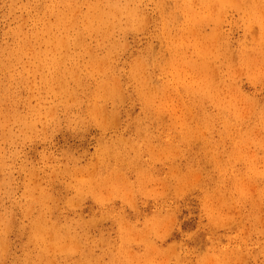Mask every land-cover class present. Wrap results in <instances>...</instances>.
<instances>
[{
  "label": "rangeland",
  "instance_id": "obj_1",
  "mask_svg": "<svg viewBox=\"0 0 264 264\" xmlns=\"http://www.w3.org/2000/svg\"><path fill=\"white\" fill-rule=\"evenodd\" d=\"M0 264H264V0H0Z\"/></svg>",
  "mask_w": 264,
  "mask_h": 264
}]
</instances>
